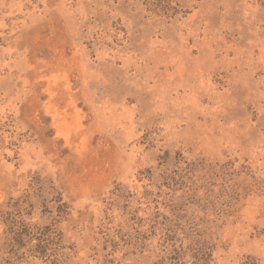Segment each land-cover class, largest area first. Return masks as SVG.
<instances>
[{
    "label": "rangeland",
    "instance_id": "1",
    "mask_svg": "<svg viewBox=\"0 0 264 264\" xmlns=\"http://www.w3.org/2000/svg\"><path fill=\"white\" fill-rule=\"evenodd\" d=\"M0 264H264V0H0Z\"/></svg>",
    "mask_w": 264,
    "mask_h": 264
}]
</instances>
